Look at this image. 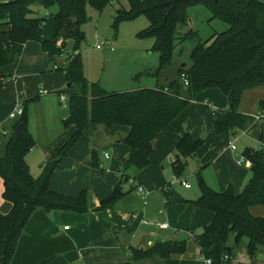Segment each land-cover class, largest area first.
Instances as JSON below:
<instances>
[{"label":"trees","instance_id":"1","mask_svg":"<svg viewBox=\"0 0 264 264\" xmlns=\"http://www.w3.org/2000/svg\"><path fill=\"white\" fill-rule=\"evenodd\" d=\"M128 8L117 9L115 22L134 20L143 16L147 28L138 33L154 41L152 50L158 54V68L151 74L156 79L172 65L176 49L185 39H194L189 65L179 66L176 78L153 89H137L122 93H109L99 84L87 81L82 75L79 55L67 54L68 44L77 52L84 36L82 26L87 21L86 7L103 11L114 0H5L0 2V74L4 67L19 57L22 47L29 41L40 44L48 56L51 71L63 74L70 86L78 85L70 94L68 117L64 128L76 127V133L48 158L40 176L32 178L26 155L35 142L28 131L27 116L12 124V135L5 154L0 157V178L3 182L2 197L11 205L10 211L0 216V264H10L17 242L23 234L31 215L43 210L51 212L87 213L89 195L81 192L72 199L49 189L51 175L59 169L88 124L127 126L129 132L122 143L130 149L125 168L143 172L150 168L152 141L205 90L215 89L228 100L227 115L222 122H215L217 134L234 135L245 130L253 120L239 113L244 91L264 86V0H126ZM201 6L210 13V20L218 19L226 29L200 39L195 31L179 35L177 28L186 26L188 9ZM34 7L45 15L39 16ZM64 55L69 56L64 63ZM57 66L56 70H52ZM186 74L188 86L181 82ZM264 111V101L259 103ZM186 134L175 147L173 174L179 179L185 170V160L193 158L202 145ZM250 163L251 178L241 193L231 187L224 191L210 189L197 176L199 197L195 201L183 200L169 185L163 190L166 205L190 204L212 214L211 222L193 241L203 259L211 264H228L236 260L240 244L250 262L264 261V218L253 217L250 208L264 207V149L243 152ZM95 155L92 156V161ZM120 198L119 188L100 203L99 210L111 207ZM233 244H230V242ZM185 242H162L146 250H132L127 263L135 264L144 259H167L181 255ZM261 256V257H260ZM227 257V259H224ZM43 264H47L43 263Z\"/></svg>","mask_w":264,"mask_h":264},{"label":"crops","instance_id":"2","mask_svg":"<svg viewBox=\"0 0 264 264\" xmlns=\"http://www.w3.org/2000/svg\"><path fill=\"white\" fill-rule=\"evenodd\" d=\"M111 5H115V2ZM6 28L0 26V31ZM176 72L177 69L173 68L174 76ZM91 83L101 86L98 80ZM64 86L68 90L63 91ZM74 86H68L63 74L51 71L48 56L39 43H25L19 57L4 67L0 74V122L9 131L8 138H0V157L5 154L12 135L11 127L15 122L6 119L20 102L26 111L28 131L35 142L25 161L30 174L36 173L38 178L42 171H35L33 167L37 169L41 166L43 169L46 160L77 131L74 126H62L68 117L69 96L76 93L71 90ZM40 90L48 93L40 95ZM61 94L68 97L67 107H63L66 111L59 108ZM262 101L264 86L244 91L241 96L238 111L253 120L245 130L234 132V141L243 140L238 151L232 138L217 134L214 128V123L224 121L227 115V98L215 89L201 92L153 139L151 166L143 172L132 167L125 168L130 149L122 140L129 132L127 126L107 128L104 125L88 124L83 135L61 160L59 169L51 175L49 189L72 199L85 191L89 195L90 209L84 214L46 213L43 210L34 212L17 242L10 264H124L132 256V250H146L162 242L176 243L180 238L176 234L180 231H189L193 238L197 235L196 230L202 232L211 222L212 214L190 204H165L162 190L166 185L170 186L168 181L172 177L173 180L175 178L172 170L176 157L175 147L186 134L194 141L201 140L203 143L195 156L186 159L193 161L191 167L197 169L196 178L201 174L202 181L214 191H224L231 187L235 194L241 193L251 178L250 163L243 157V152L247 149H264V118H257L264 113L259 110ZM93 137L100 142H95ZM93 155L95 158L92 161ZM168 156L171 158L172 176L165 178L163 164ZM207 170L210 173L206 175ZM129 178L146 190L145 204L135 186L128 183ZM181 180L186 181L185 177ZM172 185L171 190L178 194L179 189H174L176 184ZM3 188L0 178V216L6 215L11 208L10 203L2 197ZM113 188H119L120 198L111 207L99 210L100 203L112 193ZM189 189L191 187L186 190ZM180 197L187 201L197 200ZM249 211L253 217L264 218L263 206H254ZM158 223H166L168 227L162 229ZM64 227L68 229L63 230ZM230 243L233 244L232 240ZM193 245L187 243L181 255H173L164 260L144 259L135 264H204L194 241ZM242 247L245 248V244ZM237 256L233 262L238 260ZM246 259L244 250L238 262ZM249 263L264 264V261L259 258Z\"/></svg>","mask_w":264,"mask_h":264},{"label":"rangeland","instance_id":"3","mask_svg":"<svg viewBox=\"0 0 264 264\" xmlns=\"http://www.w3.org/2000/svg\"><path fill=\"white\" fill-rule=\"evenodd\" d=\"M4 1L5 0H0V2ZM114 2L115 5L110 4L101 12H97L92 7L87 6V21L82 26L84 39L80 47L77 52H73L71 49L72 44L67 45V54L73 53L74 55H79L84 78L90 82L98 80L101 87L109 93H122L123 91L149 88L156 84H165L174 80L176 76H174L173 68L177 69L180 65H189L190 52L195 44V40L190 38L183 41V45L180 49H176L174 53L172 62L175 64L173 65L174 67H168L165 72L160 74L158 79L153 75H147V73L153 74L158 68V54L152 50L154 44L153 39L149 37H140L138 35L139 32L147 28L148 22L143 16L137 17L134 20L115 22L116 10L121 8L127 9L128 4L126 0H114ZM34 9L39 16L45 15V12L41 8L34 7ZM187 14V25L177 28L179 35H184L189 30H192L197 33L200 39H206L210 36L212 31L221 32L227 27L226 24L218 19L210 20V13L201 6L189 8ZM97 45L101 46V48L97 49ZM111 47H113V49H111ZM68 57L69 56L64 55V63L67 61ZM67 62H69V60ZM76 86L71 90L76 92L78 87ZM65 90H68L67 86H64L63 91ZM59 108L63 111L67 110H64L62 105H60ZM262 114L264 116V113ZM235 137L236 135H233V137L230 136L229 138H232L234 141ZM93 140L95 142H100L96 137H93ZM234 142L239 151V147H242L243 140H235ZM109 152L110 151L107 150L108 154ZM170 159L171 158L168 156V158L164 160L163 173L165 178L172 176ZM185 162V170L179 179L181 180L182 177H185L191 189L186 190L181 187L178 184L179 181L175 179L176 177L174 180L172 177L168 183H170V186L176 184L174 189L175 191L176 188L179 189L177 190L179 196L185 199H197L196 197L200 195L198 180L196 178L197 169L191 167L194 164L192 160H185ZM33 169L35 171H42L41 166L37 169L33 167ZM209 173V170L205 171L206 175ZM31 174L34 178L38 175L33 172H31ZM98 174L101 176L100 173ZM200 177L202 178L201 174ZM200 232V230H196L197 235H199ZM176 235L180 236L176 242H187L188 244L190 242V245L194 247L193 238L189 231H180ZM242 244L244 243L242 242L238 247L239 250L241 249L239 252L240 254L238 253L239 255L237 256L238 260L245 250ZM238 260L231 264H250L249 261H247L248 258L243 262H238Z\"/></svg>","mask_w":264,"mask_h":264},{"label":"built area","instance_id":"4","mask_svg":"<svg viewBox=\"0 0 264 264\" xmlns=\"http://www.w3.org/2000/svg\"><path fill=\"white\" fill-rule=\"evenodd\" d=\"M97 49H100L101 46L97 45L96 46ZM112 48V47H111ZM58 67L57 66H53L52 67V70H56ZM180 79H181V82L183 83V85L186 87L188 86V78H187V75L186 74H181L180 76ZM48 92L45 91V90H40L39 91V94L40 95H45L47 94ZM67 100H68V97L65 95V94H61L59 96V101L61 103V105L66 108L67 107ZM207 103V102H206ZM24 113V109L22 108L20 102L17 103L14 108L12 109V111L9 113L8 117H7V121H16L18 120ZM257 118H264V116H259ZM9 137V131L8 129H5L1 126V122H0V138H8ZM243 159V158H242ZM180 185L186 189L190 188V185L186 182V181H183V180H180L178 179ZM128 183L135 186V190L136 192L141 195L142 197V200L144 201V204L146 203L145 202V199H146V196H147V192L146 190L141 186V185H137L135 183V181L131 178L128 179ZM160 228L162 229H166L168 226L166 223H158L157 224ZM68 227H64L63 230H67ZM202 261L204 262V264H211V261L210 260H206V259H203L201 258ZM224 259H227V257H225Z\"/></svg>","mask_w":264,"mask_h":264},{"label":"water","instance_id":"5","mask_svg":"<svg viewBox=\"0 0 264 264\" xmlns=\"http://www.w3.org/2000/svg\"><path fill=\"white\" fill-rule=\"evenodd\" d=\"M69 86V85H68Z\"/></svg>","mask_w":264,"mask_h":264}]
</instances>
